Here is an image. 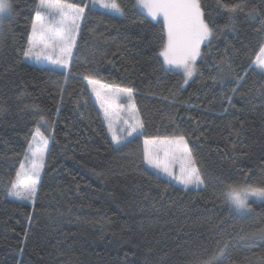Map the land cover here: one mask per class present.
<instances>
[{"label": "trees", "instance_id": "1", "mask_svg": "<svg viewBox=\"0 0 264 264\" xmlns=\"http://www.w3.org/2000/svg\"><path fill=\"white\" fill-rule=\"evenodd\" d=\"M66 1L87 5L68 72L25 60L39 0H9L2 19L0 264H264V198L239 211L226 196L264 187V0H201L215 27L186 84L139 0H116L121 14ZM84 77L133 88L143 135L117 150ZM38 127L49 148L30 204L8 189ZM176 135L198 188L143 162L145 137Z\"/></svg>", "mask_w": 264, "mask_h": 264}, {"label": "snow or ice", "instance_id": "2", "mask_svg": "<svg viewBox=\"0 0 264 264\" xmlns=\"http://www.w3.org/2000/svg\"><path fill=\"white\" fill-rule=\"evenodd\" d=\"M91 3L112 14L121 11L116 0H91ZM139 3L152 19L163 18L165 42L159 55L163 57L164 65L183 70L186 84L195 71V62L201 54V45L205 41L211 43L215 27L214 24L210 26V22L206 20L201 0H139ZM86 8L87 5L71 4L66 0H39L24 56L34 57L38 61L46 60L61 68H67ZM10 11L8 0H0V17L5 13L10 14ZM251 11L255 12V9ZM252 63L255 69L264 75V44L259 47ZM84 79L88 85H91V91L104 111L107 130L111 133V139L117 150L120 146H126L125 141L131 143L128 138L134 133L137 137L143 135L144 123L133 102V88L104 85L88 77ZM122 98H125L126 106L121 103ZM121 112L125 113L126 119L121 120ZM117 121L126 126L123 135L118 134L123 129L115 127ZM47 145V138L39 127L36 128L24 154L28 168L26 169L24 164L20 165L15 180L10 182L9 196L19 200L34 201ZM143 145V162L151 168L184 185L185 188L189 186L198 188L203 184L200 169L185 136L176 135L163 139L145 137ZM177 164L178 175L174 171ZM250 195L264 198V187L227 185V199L239 211L249 210Z\"/></svg>", "mask_w": 264, "mask_h": 264}, {"label": "rangeland", "instance_id": "3", "mask_svg": "<svg viewBox=\"0 0 264 264\" xmlns=\"http://www.w3.org/2000/svg\"><path fill=\"white\" fill-rule=\"evenodd\" d=\"M67 3H70V2H68V1H66ZM90 2H91V0H90ZM8 3H9V0H8ZM72 4V3H71ZM92 4V3H91ZM10 5V4H9ZM93 5V4H92ZM94 6H96V5H94ZM142 6V5H141ZM96 7H99V6H96ZM143 7V6H142ZM100 8V7H99ZM100 9H102V10H104V11H108V10H105V9H103V8H100ZM121 9V8H120ZM122 12L120 11V13H116V14H121ZM7 14H9V13H5V14H3V16L2 17H0V30H1V24H2V19L4 18V16L5 15H7ZM159 18H161L162 20H163V18L162 17H159ZM80 24H81V22H80ZM0 35H1V31H0ZM31 35V34H30ZM77 36H78V34H77ZM76 40H77V37H76ZM205 42H207V41H205ZM202 46H203V44L201 45V49H200V53H201V50H202ZM73 51H74V48H73V50H72V53H73ZM73 55V54H72ZM200 56H201V54H200ZM200 56L199 57H197V59H196V62H195V66H196V64H197V61H198V59L200 58ZM72 57V56H71ZM25 60L26 61H28V62H30V63H32V64H36V65H38V66H46V67H50V68H54V69H56V67H58L59 69H66V68H61V67H59V66H57V65H54V64H52V63H50V62H48V61H46V60H36L34 57H25ZM70 61H71V58H70V60H69V62H68V66L67 67H69V64H70ZM170 68H172V69H175V70H180V71H182L183 72V70L181 69V68H177V67H175V66H169ZM195 72V71H194ZM194 74V73H193ZM193 76V75H192ZM190 79V78H189ZM188 79V80H189ZM101 84H104V85H110V84H107V83H103V82H100ZM94 96H95V94H94ZM97 100V99H96ZM133 102L135 103V99H133ZM97 103H98V107H99V109H100V112H101V115H102V117L104 118V120H105V117H104V111H103V109L101 108V106H100V103H99V101L97 100ZM121 103L122 104H125V106H126V101H125V98H122V100H121ZM136 105V104H135ZM137 108V107H136ZM120 118H121V120L122 119H126L127 117H126V115H125V113H123V112H121L120 113ZM105 122H106V126H107V121L105 120ZM115 127H117L118 129H123V131H120L118 134H120V135H123L124 134V131H126V126H124V125H122L119 121H117L116 122V124H115ZM42 133V132H41ZM111 134V133H110ZM44 135V134H43ZM136 134L134 133L133 134V136L132 137H134ZM45 136V135H44ZM46 137V136H45ZM47 138V140H48V145H47V150H48V148H49V139H48V137H46ZM131 137H129L128 139H130ZM161 139H163L164 137H160ZM188 146H189V143H188ZM189 148H190V146H189ZM47 150H46V152H47ZM46 152H45V154H44V164H45V157H46ZM22 164H24L25 165V168L27 169L28 168V164L25 162V160L23 159V161H22ZM43 168H44V166H43ZM43 168H42V170H41V172H40V177H41V175H42V172H43ZM178 168H179V165L177 164V166H176V169L174 170V171H176V174L178 175ZM153 169V168H152ZM19 170H20V168H19ZM18 170V171H19ZM154 170H156V169H154ZM158 173H160L161 175H163V176H165V177H167L166 175H164L163 173H161V172H159L158 170H156ZM16 178V177H15ZM167 178H169V177H167ZM170 180H171V178H169ZM15 180V179H14ZM173 181V180H172ZM39 182H40V178H39ZM174 182H176V183H178L177 181H175L174 180ZM180 184V183H179ZM182 185V184H181ZM38 186H39V183L37 184V189H36V195H37V192H38ZM184 186V185H183ZM189 187H191V186H189ZM193 187V186H192ZM194 187H196V186H194ZM251 196V195H250ZM249 196V197H250ZM35 199H36V196H35V198H34V201H35ZM25 201V200H24ZM34 201H26V202H28V203H30V204H33L34 203Z\"/></svg>", "mask_w": 264, "mask_h": 264}, {"label": "crops", "instance_id": "4", "mask_svg": "<svg viewBox=\"0 0 264 264\" xmlns=\"http://www.w3.org/2000/svg\"><path fill=\"white\" fill-rule=\"evenodd\" d=\"M35 19V18H34ZM74 49H75V47H74ZM74 52V51H73ZM73 54V53H72ZM71 59H72V57H71ZM70 63H71V61H70ZM69 67H70V64H69ZM69 67H67L65 70L64 69H60V70H63V71H66V72H68L69 71ZM56 69H59L58 67H56Z\"/></svg>", "mask_w": 264, "mask_h": 264}]
</instances>
